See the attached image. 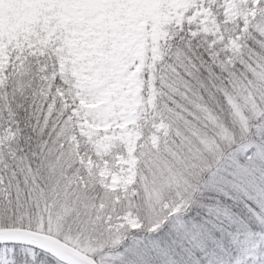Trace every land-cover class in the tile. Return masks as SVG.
Wrapping results in <instances>:
<instances>
[{
	"label": "snow or ice",
	"instance_id": "snow-or-ice-1",
	"mask_svg": "<svg viewBox=\"0 0 264 264\" xmlns=\"http://www.w3.org/2000/svg\"><path fill=\"white\" fill-rule=\"evenodd\" d=\"M0 264H264V0H0Z\"/></svg>",
	"mask_w": 264,
	"mask_h": 264
}]
</instances>
